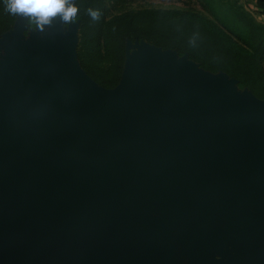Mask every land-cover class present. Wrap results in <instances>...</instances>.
Returning <instances> with one entry per match:
<instances>
[{
    "label": "water",
    "instance_id": "1",
    "mask_svg": "<svg viewBox=\"0 0 264 264\" xmlns=\"http://www.w3.org/2000/svg\"><path fill=\"white\" fill-rule=\"evenodd\" d=\"M30 21L0 37V264H264V99L143 39L108 88L79 21Z\"/></svg>",
    "mask_w": 264,
    "mask_h": 264
},
{
    "label": "rangeland",
    "instance_id": "2",
    "mask_svg": "<svg viewBox=\"0 0 264 264\" xmlns=\"http://www.w3.org/2000/svg\"><path fill=\"white\" fill-rule=\"evenodd\" d=\"M72 1L78 8L77 16L74 20L79 21L80 24L78 32L79 60L85 70L97 82L108 88L116 86L121 78L126 59L127 40L135 41L136 39H143L156 44L146 38H132L131 36H127L124 40H121L117 37L118 32L116 31L108 34L107 30L109 29V23H111L112 19L116 20L115 23L121 29L127 27L130 22V17L134 14L141 13V16H143L146 15L144 13H147V11L160 10L164 13L158 16H163L166 15L165 13L168 11H182L187 12L190 15L195 14L199 16L198 20L194 16L193 18H195L200 28L204 26V23H206L207 20H211L220 25H224L234 34L238 32V34L245 39L247 37L245 34H248L249 32V21L254 18L251 9L246 6L244 0H99L98 7L94 5L87 6L84 3L79 4L76 0H70V3ZM1 5L0 37L2 34L13 28L18 17L5 11L3 1H1ZM90 9L98 10L100 12V18L98 20H93L91 18L89 15ZM150 18L155 19L153 17ZM149 20V18H143L137 21L135 25H138L139 28L147 27ZM30 22L32 26L35 25L33 20ZM203 30L204 29L199 30V33L201 34ZM187 32L188 30L185 34ZM240 35L234 36V39L239 41ZM199 41L200 40L197 42L198 46H200L203 51H208V49H206ZM162 47L177 50L179 53L181 52L175 47ZM122 53L124 55L123 65L121 72H118V66L120 65L118 58ZM184 53H187L190 58H192L188 51L183 52V54ZM195 61L205 68L201 62L197 60ZM260 63L263 67L261 68L260 77L258 78L256 85L257 88L261 90L264 89V60L260 61ZM205 69L214 73L225 72L232 76L223 69ZM238 80L239 88L241 90L249 89L253 91L249 85L241 83L240 79ZM255 95L258 96L256 93Z\"/></svg>",
    "mask_w": 264,
    "mask_h": 264
},
{
    "label": "trees",
    "instance_id": "3",
    "mask_svg": "<svg viewBox=\"0 0 264 264\" xmlns=\"http://www.w3.org/2000/svg\"><path fill=\"white\" fill-rule=\"evenodd\" d=\"M1 1L4 3L5 0H0V11ZM76 1L87 6H99V0ZM163 13V11L155 10L147 11L143 16L141 13L134 14L130 17L127 27L121 29L115 23L116 20L112 19L107 33L116 31L118 32L117 37L121 40L127 36L146 38L157 45L178 48L181 54L188 51L191 57L201 62L205 68L225 70L240 79L241 83L249 85L258 96L264 98V89L260 90L256 85L263 67L260 61L264 60V24L256 21L255 18L250 20L249 32L245 34L247 37L244 39L238 32L234 34L224 25L211 20H207L200 28L195 20V18L198 20L199 16L195 14L190 15L187 12L172 10L165 13L166 15L158 16ZM1 14L0 12V16ZM143 18H149V24L147 27L139 28L135 24ZM201 29L204 30L200 34ZM236 35H240L239 41L234 39ZM198 40L208 51H203L198 46ZM118 59L120 61L118 72H121L123 53Z\"/></svg>",
    "mask_w": 264,
    "mask_h": 264
},
{
    "label": "clouds",
    "instance_id": "4",
    "mask_svg": "<svg viewBox=\"0 0 264 264\" xmlns=\"http://www.w3.org/2000/svg\"><path fill=\"white\" fill-rule=\"evenodd\" d=\"M4 9L14 16H24L43 28L53 18L59 17L65 23L73 22L78 8L70 0H5ZM93 20L100 18L98 10H89Z\"/></svg>",
    "mask_w": 264,
    "mask_h": 264
},
{
    "label": "crops",
    "instance_id": "5",
    "mask_svg": "<svg viewBox=\"0 0 264 264\" xmlns=\"http://www.w3.org/2000/svg\"><path fill=\"white\" fill-rule=\"evenodd\" d=\"M247 7L251 9V12L260 23H264V0H244Z\"/></svg>",
    "mask_w": 264,
    "mask_h": 264
}]
</instances>
